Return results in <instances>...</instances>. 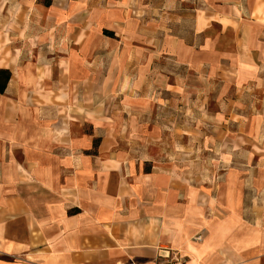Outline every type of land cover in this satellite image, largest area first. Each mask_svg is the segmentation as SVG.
I'll list each match as a JSON object with an SVG mask.
<instances>
[{
  "label": "crops",
  "instance_id": "obj_1",
  "mask_svg": "<svg viewBox=\"0 0 264 264\" xmlns=\"http://www.w3.org/2000/svg\"><path fill=\"white\" fill-rule=\"evenodd\" d=\"M0 71V264H264V0H0ZM167 94L252 169L123 150L156 136L103 103Z\"/></svg>",
  "mask_w": 264,
  "mask_h": 264
},
{
  "label": "rangeland",
  "instance_id": "obj_2",
  "mask_svg": "<svg viewBox=\"0 0 264 264\" xmlns=\"http://www.w3.org/2000/svg\"><path fill=\"white\" fill-rule=\"evenodd\" d=\"M156 90V86L148 88V92ZM144 101L142 97H138L131 104L124 103L123 99L112 101L111 104L109 101L103 103L107 110L110 105L117 108V115H123V122L136 117L140 123H148V132H144L141 138H145L147 134L156 136L148 148L140 140L130 139L132 142L121 146L123 150L141 160L150 158V165L174 170L187 182L198 187L216 188L221 183L222 174L235 167L252 169L247 164L231 162L245 161L248 149L239 151L222 147L221 141L231 137V134L211 129L210 122L203 115L201 102L193 103L192 106L188 98L167 94L163 106L158 105L157 99L152 101L151 116L145 113ZM133 111H136L137 116L132 115Z\"/></svg>",
  "mask_w": 264,
  "mask_h": 264
},
{
  "label": "trees",
  "instance_id": "obj_3",
  "mask_svg": "<svg viewBox=\"0 0 264 264\" xmlns=\"http://www.w3.org/2000/svg\"><path fill=\"white\" fill-rule=\"evenodd\" d=\"M0 77H3L2 84L0 85V93H3L7 81L9 80V73L5 71H0Z\"/></svg>",
  "mask_w": 264,
  "mask_h": 264
},
{
  "label": "built area",
  "instance_id": "obj_4",
  "mask_svg": "<svg viewBox=\"0 0 264 264\" xmlns=\"http://www.w3.org/2000/svg\"><path fill=\"white\" fill-rule=\"evenodd\" d=\"M160 264H186V260L181 257H173L166 262L160 263Z\"/></svg>",
  "mask_w": 264,
  "mask_h": 264
}]
</instances>
